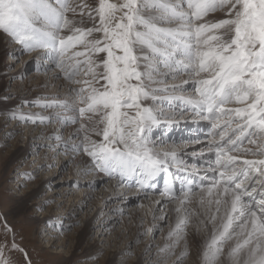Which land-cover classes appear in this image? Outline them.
Instances as JSON below:
<instances>
[{
	"label": "snow or ice",
	"instance_id": "snow-or-ice-1",
	"mask_svg": "<svg viewBox=\"0 0 264 264\" xmlns=\"http://www.w3.org/2000/svg\"><path fill=\"white\" fill-rule=\"evenodd\" d=\"M0 33L36 54L35 71L69 85L35 103L47 115L11 118L78 124L71 152L92 170L136 189L137 204L152 192L175 203L161 253L183 243V264L191 227L198 264H264V0H0ZM186 112L207 124L189 141L200 144L191 167L184 142L166 137ZM161 175L172 179L157 187ZM3 230L12 242L0 243V264H14L13 249L31 264L6 220Z\"/></svg>",
	"mask_w": 264,
	"mask_h": 264
},
{
	"label": "bare ground",
	"instance_id": "bare-ground-1",
	"mask_svg": "<svg viewBox=\"0 0 264 264\" xmlns=\"http://www.w3.org/2000/svg\"><path fill=\"white\" fill-rule=\"evenodd\" d=\"M15 44L16 43H14L12 40L10 41L9 39H6L5 36L0 33V68L5 64L6 59L8 58L14 59L18 57V59H20V62H16V69L23 65H26L27 62L28 64L30 62L35 63V53L22 54L20 46L18 44ZM14 73L15 72H10L8 74V77L5 78L0 70V88L3 85L6 86V89L8 87L11 88L10 91L5 93L8 98L7 102L4 103L7 111H3V117L0 118V125L5 124L6 118H11L13 113H42L44 115H47L48 113L43 112L41 108L36 107L35 103L40 101L43 97H50L54 95L64 96L69 88V85L65 80L54 79L52 73L37 72L38 74L32 73L29 76H25V70H22L17 74ZM21 74H23V76H21ZM184 79H187L186 75L178 77L175 81L170 80L169 84H180L181 80ZM19 80L22 81L21 85H19ZM5 81L7 82V84H4ZM183 87L187 89L191 88L190 84L183 85ZM21 88L22 91L19 92V89ZM0 112L2 111L0 110ZM16 120L18 121V123H23L24 125L26 123L28 124V122H22L19 118H12L13 122L11 123V127H13L7 130L9 134L13 135L16 132L20 131V129L16 127L17 124L14 123V121L16 122ZM33 125H35L36 127H34V130L31 133L27 132V136L25 135V144L19 150V153L21 155H25L31 147H34L35 152H40L41 154L43 153L42 156L45 157L44 159L47 164L49 162H52V159H58V162L55 160L57 162V165L56 167H53L54 170H52L51 174L42 179L41 187L34 192V198L41 197V195L43 194L42 191H44V189L51 185V182L54 181L52 179L57 175L56 173L59 170L58 168H67V178L56 183L55 187L52 189L54 191L50 195L57 197L56 200H58V203L61 202L60 204H62L63 201H61V199L64 196H67L69 192L73 193L74 195L77 194L75 200L72 201L70 209L67 208L65 210L66 213L64 212L66 214L65 216H69L68 219L70 220L71 224L77 222V220L74 219L76 213L81 212L86 207L87 210L85 211V214H82L83 219L85 217L86 222L79 234V236L81 237L79 241H83L85 238L90 237L92 234H95L96 236L99 235V237H105L102 239V241L107 240L109 244L110 242L115 241V238L123 237L117 235L121 233L125 234L126 232H128V230H130L129 226H133V231L136 232V237L143 233V229H145V227L142 226L144 225L148 227L147 229H152V231L149 232V234L151 235V233H156L159 229H161L164 224L170 223V216L172 217L171 220L175 218L177 219L178 214L175 211L177 205L175 203H165V201L161 199L158 194H151L148 199H141L139 201V204H137V201L135 199L136 189L132 191V189L128 188L125 185L120 186V182L117 179L109 178L104 173H99L95 170H92L90 158L87 157L86 154L82 152L73 154L71 152V145L80 143V139L78 137H74V133H76L78 129V126H75V124L52 123L47 124L50 126L44 124ZM69 125H73L74 127H70ZM162 130H164L163 125L161 126V128L154 130V135L157 136L156 133ZM53 133L60 137H62L63 135L62 139H54ZM66 144L68 145V148H66ZM46 149H49V151H47ZM193 149L197 148L192 147V145H187L186 149L184 148V146H180L177 150L187 151L189 155L184 156L183 158L185 160H188ZM70 180L72 181L69 183L65 182ZM74 181H78L80 184V187H78L77 190L68 188L71 186V184H73ZM93 186L97 187V190H93V192H91V187ZM125 193L127 194L128 198L122 199ZM49 199L50 197H44V201H47ZM157 200H160V204L155 203ZM98 204H100L101 206H99ZM134 204L135 209L131 208V205L134 206ZM96 205H98L99 207H97ZM105 207L108 210V217H106V214V216L102 215V210ZM91 210H94L95 213L90 215L89 212ZM65 216L58 214L53 215L52 213H50L42 217L47 227L45 229V234H43L46 237L45 239L43 238V240H47V244L50 248L60 250L62 249V247H64L63 245L65 243V237L63 238L62 236L60 239H58V235H60L59 233H61L58 232V226H61V222H59L60 218ZM118 224H120V226ZM115 225H118L122 231L119 233L117 230L119 234L113 236L111 234L115 229ZM50 231H52L53 233H49ZM103 232H105V234ZM168 234V230H163L162 235L168 236ZM147 238V240H151L149 239V237ZM58 240H60L62 243H60V241ZM147 240L146 244H144L145 246L143 247L142 245V247L140 248V252H137L135 256V264H160V262H162L160 261V256L166 254L162 253L161 255L160 249L164 248L165 244H163V242L161 241L162 243H159V246H157L159 248H154L153 243L147 242ZM114 248H116V250L114 251L115 253H117L116 255L121 257L127 255L131 246L126 245L125 247L118 248L115 245ZM56 253H59V251H56Z\"/></svg>",
	"mask_w": 264,
	"mask_h": 264
},
{
	"label": "rangeland",
	"instance_id": "rangeland-1",
	"mask_svg": "<svg viewBox=\"0 0 264 264\" xmlns=\"http://www.w3.org/2000/svg\"><path fill=\"white\" fill-rule=\"evenodd\" d=\"M217 15L219 16L221 13H217ZM4 36L6 39L11 41L8 36ZM16 62H20L18 57L14 59L8 58L6 59L5 64L3 66L1 65L2 67L0 70L5 78L8 77L10 72H15L14 74H17L22 70H25V76H29L32 73L38 74V71H35L36 63L30 62L28 64L27 62L26 65L16 69ZM19 83V85H21L22 81L19 80ZM4 84H7V82L5 81ZM5 89V85L0 88V110L2 111L0 112V118L3 117V111H7L4 103L7 102L8 98L5 93L11 90L9 87L6 90ZM21 91L22 88L19 89V92ZM12 122V118L8 119L7 117L5 124L0 125V243L7 241L9 247H11V234L8 236L4 235V220H6L8 225L11 226L13 232L15 233V243L27 253V258L31 260V264H135V256L137 252H140L142 245L143 247L145 246L144 244H146V240L148 239L147 237L151 239L147 240V242L153 243L154 248L159 246V243L163 242V244L166 245L172 242L169 240L168 236L162 235L163 230H168V232H170L175 226L177 219L175 218L171 220V216L170 223L164 224L161 229H159L156 233H151V235L149 232L147 233L148 227L146 225L142 226L145 227V229H143L144 234H140L141 236L139 235L136 237V232L133 231V226H129L130 230H128V232L125 234H119L122 230L119 227L120 224H118L119 226L115 225V229L113 228L114 230L111 235L116 236L119 234L117 236H123L124 238H115V241L108 244L107 240L102 241V239L105 237H99V235L96 236L95 234H92L83 241H79L81 238L79 234L86 222L85 217L83 219L82 215L85 214V211L87 210L86 207L81 212L76 213L74 219H76L77 222L71 224L70 220L68 219L69 216H65V210L67 208L70 209L72 201L75 200L77 194L74 195L73 193L69 192L67 196H64L61 199V201H63L62 204H60L61 202L58 203V200H56L57 197L50 195L54 191L52 189L55 187V184L67 178L68 169L58 168L59 170L56 173L57 175L52 179L54 181L51 182V185H54H50L44 189V191H42L43 194L41 197L34 198V192L41 187L42 179L51 174L52 170H54L53 167H56L58 159H52V162L47 164L44 159L45 157L42 156L43 153L41 154L40 152H35L34 147H31L25 155H21L19 150L25 144V135L27 136L29 132L31 133L36 126L31 123H26L24 125L23 123H18L16 120L14 123L17 124L16 127L19 128L20 131L12 135L7 131L13 127H11ZM69 126L74 127L73 125ZM75 126L79 127L78 124H75ZM93 139H97V137L93 136ZM180 146L183 147V145ZM46 150L49 151V149ZM45 165L54 166L45 167ZM30 176L32 177L31 179L29 178ZM71 181L72 180L65 182L69 183ZM68 188L77 190L78 187H73V184H71V186ZM91 188V192H93V190H97V187L95 186ZM134 190L135 189H132V191ZM44 197H50V199L44 201ZM98 205L101 206L100 204ZM98 205L96 206L99 207ZM131 206V208L135 209V204L134 206ZM107 212V208H103L102 215L106 216L108 214ZM50 213L53 215L58 214L65 216L60 218L59 222H61V226H58V232H61L59 233L60 235H58V239H60L62 236L63 238L65 237V243L63 245L64 247H62L60 250L50 248L47 244V240H43V238L45 239L46 237L43 234H45V229L47 227L42 217ZM94 213V210L89 212L90 215ZM106 217H108V215ZM191 232L192 229L190 227L188 237L189 256L184 259L183 264H198V249L196 246V241L192 239ZM49 233L52 234L53 232L50 231ZM103 233L105 234V232ZM60 243L62 242L60 241ZM115 245L118 248L125 247L126 245L131 246V248L127 255L120 257L114 252L116 250V248H114ZM182 248L183 243L175 249L177 255H167L166 253L165 256L160 252L162 255L160 256V261H162V264H177V256L179 255ZM131 250L135 253H133ZM56 251H59V253H56ZM5 255L10 257L14 264H25V256L19 251L13 249L11 252H9L6 250Z\"/></svg>",
	"mask_w": 264,
	"mask_h": 264
}]
</instances>
